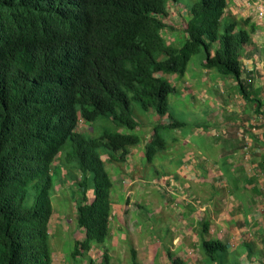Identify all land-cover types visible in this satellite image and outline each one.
I'll list each match as a JSON object with an SVG mask.
<instances>
[{"label":"trees","instance_id":"obj_1","mask_svg":"<svg viewBox=\"0 0 264 264\" xmlns=\"http://www.w3.org/2000/svg\"><path fill=\"white\" fill-rule=\"evenodd\" d=\"M171 1L182 2L0 0V264H52L51 195L62 167L82 175L76 222L86 238L76 242L73 257L105 245L113 182L102 157L126 164L131 150L144 145L153 163L170 148L160 131L185 126L157 124L145 142L135 132L141 125L133 101L172 118L168 99L176 88L160 73L183 76L203 50L205 69L239 80L256 29L251 20L228 19V0H197L186 7L187 39L170 45L163 32L173 29L164 22ZM102 116L118 130L98 137L78 130L80 117L91 123ZM203 227L204 235L209 222ZM203 235L205 257L217 260L224 244ZM103 251L101 262L88 264H111Z\"/></svg>","mask_w":264,"mask_h":264},{"label":"crops","instance_id":"obj_2","mask_svg":"<svg viewBox=\"0 0 264 264\" xmlns=\"http://www.w3.org/2000/svg\"><path fill=\"white\" fill-rule=\"evenodd\" d=\"M260 11L264 12V0L228 1V19H250L256 27L242 54L239 80L205 69V60L190 63L183 76L171 77L177 89L173 94L180 92L182 103L189 100L207 118L192 131L205 136V146L219 153L201 151L203 146L193 138L175 140L156 163L147 162L148 170L153 165L148 180L152 189L147 179L128 178L133 174L128 162L123 164L125 170L112 168L109 234L105 245H93L87 254L90 260L101 262L107 249L111 264H131L130 258L132 264H174L175 259L183 264H264V13L259 15ZM183 132L182 128L176 134ZM137 157L143 166L145 156ZM130 162L141 166L134 157ZM135 173L138 176V170ZM65 174L63 170L62 180L56 182L58 194L66 187L72 190L80 180L75 174L67 181ZM76 189L72 196L78 199ZM114 191L124 194L123 200ZM143 203L151 208L148 214L137 210ZM203 222H209L205 236ZM72 224L53 209L49 224L53 238L62 228L73 232L75 242L84 241L86 230ZM202 235L224 244L217 260L205 257ZM53 257V264H83L73 256L75 262H69L61 252H53Z\"/></svg>","mask_w":264,"mask_h":264},{"label":"rangeland","instance_id":"obj_3","mask_svg":"<svg viewBox=\"0 0 264 264\" xmlns=\"http://www.w3.org/2000/svg\"><path fill=\"white\" fill-rule=\"evenodd\" d=\"M197 0H182V2L186 5L191 6L192 4H194ZM172 14L173 17H170L168 20L173 23L175 29H176V37H172V38H177V41H175L174 43H171V39L168 35H164V40L165 43H171L173 45L176 46H180L182 45V43L184 42V32L182 33V24L184 25V27L186 26V23L184 21L183 16L180 14L179 8L178 9H172ZM186 18H188V16H186ZM205 60V53L203 50H201L200 52H198L195 56H193L191 64H196L198 65L200 63V61ZM175 75V74H173ZM173 75H165L166 78H168L169 81L173 80L171 79V77ZM181 97L180 92H177L175 94H172L169 98L170 100V113L172 114V118L170 119L171 121H182L185 122V126L183 127L184 132L181 135H177V129L174 128H163L160 131L161 137L164 138L169 144L168 147H171L174 142L175 139H182V138H193L195 141L199 142L200 147H202L201 151H206L209 150L210 154L216 156L219 152L218 150L212 149L210 147L207 148V146H205L207 144V139L205 136H199L197 134H195L192 131V128L200 122H206L207 118L206 116L203 115V113H197V111L195 110L194 106L190 105L189 100L185 103H182L179 98ZM209 108V104H207L205 106V109L208 110ZM133 110H134V115L136 120L139 121L141 127L135 131L138 135H140L142 138H144V142H145V137H147L148 134H151L153 132V129L156 125L157 122V118L161 121L162 119H165V121L168 120V118H160L159 115L157 116H153L151 114V112H147L145 111L138 102L133 101ZM206 114L208 113V111L205 112ZM90 128L92 129V131H88L85 134L87 136H93V137H98L100 136L103 132L105 131H109V132H116L118 130L117 126L115 123L112 122L111 118L107 117V116H102L100 118H98L96 121H94L93 123H90ZM85 129V128H84ZM124 133L127 132V130L123 129ZM145 144V143H144ZM70 146V144H68V147ZM144 146V145H142ZM198 151V150H197ZM132 155V156H131ZM131 155L128 156L127 158V162L129 163L128 165V170H130L132 172L133 170V174H131L130 178L131 180L134 181V177H138L141 179H147V181L149 180L150 176H152L153 174V165L150 167V170H148L149 168V164L147 163V160H145V164L142 166V164L138 161V157L137 156H144V149H139L134 148L132 150ZM136 155V156H135ZM131 157V158H130ZM136 160L137 164H140V168L135 167V164L133 162H130L133 160ZM136 157V159H135ZM163 157V156H161ZM158 161V159H156ZM154 161V163H156L157 161ZM144 161V160H143ZM131 164V165H130ZM127 165V163H126ZM124 166L122 163H115V164H111V162H107L106 166L107 169L109 171L112 170V168H114L115 170L123 167L124 170L126 169L127 166ZM142 167V170H141ZM138 170V176L135 175L137 173H135V171ZM67 172V171H66ZM126 171H124L125 173ZM135 173V174H134ZM126 177V176H124ZM60 176L57 175L56 179H59ZM151 181V180H150ZM150 189H152V183H149ZM126 186L124 190H126ZM134 188H136V186H133ZM56 188L58 190H60V187ZM77 188V189H76ZM89 194L91 195L94 192V184L92 181L89 182ZM55 190V192L52 193L51 195V199H52V205L54 207V211L57 213L59 212L61 215H66L67 219L69 220V222L71 223V226H74L72 223H76V216H77V211H76V205L78 203L77 198L72 196L73 193V189L78 190L77 194L81 195V188L79 187L78 184H76L75 186H73V189L70 190L69 187H66V190H63L62 192H60L58 194V190ZM75 190V191H76ZM113 191V189H112ZM57 193V194H56ZM119 198V200H123V198L125 197L124 194H121L120 192H116L114 191V194ZM155 197H157V194H154ZM89 197V195H88ZM77 200V202H76ZM141 207H138L137 210L139 211V213H144L148 214L151 210L149 205H146L145 203L140 205ZM81 237H85V234L81 235ZM78 239H81L80 237H77ZM50 243H51V247H52V251L53 252H61L64 253L66 255H68V261L69 262H75V259L72 258V253L75 250V246H76V242H75V236H73V232H64L62 228H60V230H57L55 233V237L53 238V236L50 237ZM86 257V256H85ZM54 258V257H53ZM57 260H60L58 258H56ZM76 259H79V263L82 261L83 264H87L86 258L84 259L83 256L78 255L76 256ZM131 264L134 262L131 258L129 261ZM129 264V263H127Z\"/></svg>","mask_w":264,"mask_h":264},{"label":"clouds","instance_id":"obj_4","mask_svg":"<svg viewBox=\"0 0 264 264\" xmlns=\"http://www.w3.org/2000/svg\"><path fill=\"white\" fill-rule=\"evenodd\" d=\"M229 1V0H228ZM169 4V12H168V16L164 19V22L165 23H167L170 27H173V29H170V30H166V31H164L163 32V37H164V35H167V37H168V35H169V37H170V39H171V43H174L175 41H177V39H178V37L177 38H172V37H176V34H174L173 35V33H176V29H175V27H174V25H173V23H171L168 19L170 18V17H173V14H172V9L174 10V9H178L179 8V11H180V14L183 16V18H184V21L186 20V19H188V18H186V16H188L189 17V14H188V12H187V8L186 7H188V5H186V4H184L183 2H175V1H171V2H169L168 3ZM227 6H228V3H227ZM226 9H227V7H226ZM226 9H225V14H226ZM260 15V14H259ZM186 22V21H185ZM183 27H184V25L182 24V29H183ZM184 31L182 30V33H183ZM184 34H185V32H184ZM185 36L186 37H184V41L187 39V35L185 34ZM251 41V40H250ZM171 43H170V45H171ZM167 44H169V43H167ZM217 46H218V44L216 43L213 47H214V50H213V52L215 51V48H217ZM192 61V60H191ZM191 63V62H190ZM190 63H189V65H190ZM188 65V66H189ZM241 66H242V62H241ZM175 75H177V74H175ZM158 76H164L165 77V75H163V73H160ZM178 76H180V75H178ZM168 79V78H167ZM170 82V81H169ZM171 83V82H170ZM172 86H174V85H172ZM175 87V86H174ZM176 88V87H175ZM177 90V89H176ZM173 94V93H172ZM171 94V95H172ZM170 95V96H171ZM170 96H169V98H170ZM168 101H169V108H170V100L168 99ZM151 112V114L154 116H157L156 115V113L155 112H153V111H150ZM157 118V122H156V125L157 124H162V125H169L170 124V119L168 118V120L167 121H165V119H162L161 121L158 119V117H156ZM161 118V117H160ZM164 118H167V117H164ZM176 122H179V121H176ZM91 123H93V122H91ZM179 123H182V122H179ZM85 128V129H84ZM78 130L79 131H81V132H83V133H86V132H88V131H92V129L90 128V122H87V121H85V120H83L82 119V117H80V121H79V123H78ZM177 130H179V129H177ZM152 134V133H151ZM209 134H212V133H209ZM177 140V139H176ZM140 147H144V146H140ZM133 150V149H132ZM132 150H131V153H132ZM131 153H130V155H131ZM132 156V155H131ZM103 158V161L104 162H109V158H108V156L106 155V156H104V157H102ZM128 158V157H127ZM131 158V157H130ZM60 160H56L55 161V166L57 167V166H60ZM116 162H114V163H112L111 162V164H115ZM127 163V162H126ZM54 166V167H55ZM106 168H107V166H106ZM63 170H65V171H67L66 172V174H65V178H66V180L68 181V180H71L72 179V177L73 176H71L70 174H68V170L66 169V168H61V174H62V172H63ZM108 170V169H107ZM108 172H109V174H110V171L108 170ZM74 174H79L80 175V180L76 183V184H78L79 185V183H80V181L82 180V175H81V173L80 172H78V171H74ZM110 177H111V175H110ZM60 180H62V178H61V176H60V178H59ZM112 179V178H111ZM57 180L58 179H56V182H57ZM113 182V181H112ZM125 182V181H124ZM148 182H151L152 183V181H148ZM162 183H164L163 181H160L159 182V184H160V186H161V184ZM70 184V183H69ZM73 184V183H72ZM126 184V183H125ZM158 184V183H157ZM165 185L166 184H164V188H165ZM79 187H80V185H79ZM113 189V188H112ZM55 190H56V187H55ZM90 191V190H89ZM55 192V191H54ZM81 193H82V188H81ZM93 194H94V192L90 195L89 194V192H88V195H89V199H92L93 198ZM81 196V195H80ZM80 198V197H79ZM79 198L77 199V200H79ZM77 200H76V202H77ZM53 209H54V207H53ZM76 209H77V205H76ZM78 211V210H77ZM78 213V212H77ZM111 216H112V214H111ZM111 219V218H110ZM49 236L51 237V233H50V226H49ZM206 239V238H205ZM207 240H211V239H207ZM212 240H214V239H212ZM52 248V247H51ZM53 252V251H52ZM87 254H88V252H87ZM87 254H80L81 256H83L84 257V259L86 258V263L88 264V260L90 259V258H88V255ZM72 256H73V253H72ZM86 256V257H85ZM76 258V257H75ZM52 264H53V262H52Z\"/></svg>","mask_w":264,"mask_h":264},{"label":"built area","instance_id":"obj_5","mask_svg":"<svg viewBox=\"0 0 264 264\" xmlns=\"http://www.w3.org/2000/svg\"><path fill=\"white\" fill-rule=\"evenodd\" d=\"M263 13H264L263 11L259 12L260 15H263ZM263 184H264V179H263Z\"/></svg>","mask_w":264,"mask_h":264}]
</instances>
